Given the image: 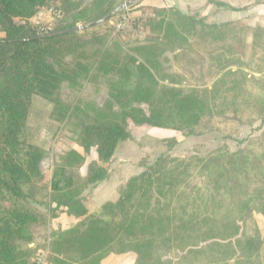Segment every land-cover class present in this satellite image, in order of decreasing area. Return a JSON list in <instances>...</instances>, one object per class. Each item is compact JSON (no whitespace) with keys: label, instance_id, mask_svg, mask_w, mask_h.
I'll return each mask as SVG.
<instances>
[{"label":"trees","instance_id":"1","mask_svg":"<svg viewBox=\"0 0 264 264\" xmlns=\"http://www.w3.org/2000/svg\"><path fill=\"white\" fill-rule=\"evenodd\" d=\"M55 1L0 0V264H32L39 251L30 247L33 227L60 214L75 223L50 231L53 264L127 255L134 264H264V131L235 151L224 143L206 153L194 147L184 158L161 156L96 213L82 198L108 178L106 165L130 140L131 125L184 137L217 132L229 141L243 127L264 124V25H218L140 0L128 12L153 9L159 17L148 20L145 40L112 38L115 17L43 37L34 18ZM59 1L63 17L48 34L90 25L118 8L117 0ZM34 96L53 105L51 118L83 150L69 151L65 167L75 176L47 186L45 201L49 152L27 132ZM168 142L170 149L178 144ZM94 149L96 159L81 175ZM35 205H47V213Z\"/></svg>","mask_w":264,"mask_h":264},{"label":"rangeland","instance_id":"2","mask_svg":"<svg viewBox=\"0 0 264 264\" xmlns=\"http://www.w3.org/2000/svg\"><path fill=\"white\" fill-rule=\"evenodd\" d=\"M75 1L77 2L79 0ZM131 1L133 0H126L125 3H122V6ZM210 1L217 5L211 11L209 10L211 7L210 5V7L208 6L206 9L193 11L188 14V16H205L209 22L215 24L216 21L220 19H229L228 14L217 15L214 11L219 8H223L224 11H231L230 9L227 10L226 7L218 6V3L220 2H216V0ZM210 1L209 3L211 4ZM59 3L60 1L57 0L53 2L49 8L59 9ZM147 3L153 7H164L162 0H149ZM82 4L85 6L84 1ZM228 5L240 8H249L252 7L254 3L249 2V4L241 3L239 5ZM128 11L129 10L125 8L114 16L115 18L110 25L111 29H113L112 38L121 39L130 44L147 39L150 36V28L146 25L148 20L154 19L157 22L159 17L155 15L156 13L153 9L140 11L139 14L136 15ZM243 23L247 24L246 22ZM261 24L264 25V21ZM2 37L3 34L0 32V38ZM63 93V98L66 101H70L68 96L69 93L66 88H64ZM52 110L53 105L51 103L40 97L34 96L32 98V106L27 122L28 141L49 152L48 158H46L42 164V169L45 175V188L40 195V199L42 201H45V199L41 197H45L47 191H51L53 181L60 180L61 185H64L66 183V179L75 176L73 170L65 167V158L67 157L69 151L76 150L80 153L83 152L82 148L73 140V136L66 126L54 121L51 118ZM263 131L264 124L259 122L253 127H243L240 133L233 140L225 141L223 136L217 132H212L198 137H184L182 134L175 131L131 125L130 140L120 144L114 158L106 165L109 173L108 178L104 182L91 186L83 194L82 198L89 210L92 213H96L99 211L102 204L107 201H115L119 197L120 191L131 176L143 172L147 166L153 164L161 156L167 155L171 158H184L191 155V151L194 147H199L203 153H206L218 148L224 143H226L232 151H235L242 147V141L251 136L259 137L262 135ZM174 138L178 140V144L173 149H170L168 141ZM94 159H96L95 149L92 150L91 154L87 157V163L85 166L79 170L81 175H85L88 163ZM170 164L172 163H169V167L173 168ZM47 186L48 190L46 191ZM35 207H37L42 213H47V205H35ZM74 223L75 220L73 218H69L65 214H60L58 218L50 220L46 227H33L32 231L34 235V243L31 244L30 247L38 248L39 251L48 249L50 231H56L60 228L66 229ZM246 232L250 236L254 235L253 221H249L247 223ZM262 257H264V250L262 251ZM134 262L135 256L127 255L115 257L109 262H105V264H134Z\"/></svg>","mask_w":264,"mask_h":264},{"label":"crops","instance_id":"3","mask_svg":"<svg viewBox=\"0 0 264 264\" xmlns=\"http://www.w3.org/2000/svg\"><path fill=\"white\" fill-rule=\"evenodd\" d=\"M85 5H90L94 0H83ZM126 0H117L118 7L122 6V3H125ZM210 0H162L164 7H175L181 13L188 15L193 11H200L202 9H206V7H211L209 10L211 11L215 6V3H209ZM216 2L220 3H228L233 5L239 4H249V2H253L254 5L252 7L247 8L244 11L233 12L232 10L224 11L223 8L215 9L217 15L228 14L229 19H220L216 21V24H224L232 21H242L246 22L247 25L251 27H255L257 25H262L261 23L264 21V0H216ZM208 9V8H207ZM259 23V24H258ZM117 256L109 257L105 262H109L111 259Z\"/></svg>","mask_w":264,"mask_h":264},{"label":"built area","instance_id":"4","mask_svg":"<svg viewBox=\"0 0 264 264\" xmlns=\"http://www.w3.org/2000/svg\"><path fill=\"white\" fill-rule=\"evenodd\" d=\"M63 13L60 9H42L34 18L35 28L42 34H48L55 26V23L62 19ZM32 264H53L49 259V250L43 249L38 252Z\"/></svg>","mask_w":264,"mask_h":264},{"label":"water","instance_id":"5","mask_svg":"<svg viewBox=\"0 0 264 264\" xmlns=\"http://www.w3.org/2000/svg\"><path fill=\"white\" fill-rule=\"evenodd\" d=\"M139 0H133L121 7H118L113 13H111L110 15H108L106 18L100 20V21H97L95 23H92L91 25L89 26H78V27H75L71 30H67V31H62V32H58V33H52V34H47V35H44L43 37H49V36H55V35H61V34H67V33H73V32H80L88 27H94V26H97L105 21H107L108 19H111L112 17H114L116 14H118L121 10L125 9V8H128L131 4L135 3V2H138Z\"/></svg>","mask_w":264,"mask_h":264}]
</instances>
